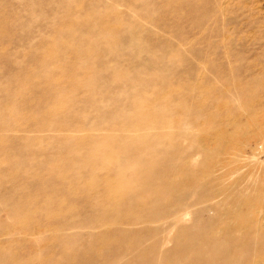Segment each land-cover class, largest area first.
<instances>
[{
  "label": "rangeland",
  "instance_id": "374dc122",
  "mask_svg": "<svg viewBox=\"0 0 264 264\" xmlns=\"http://www.w3.org/2000/svg\"><path fill=\"white\" fill-rule=\"evenodd\" d=\"M164 164L215 165L204 207L253 198L217 229L264 240V0H0V264L161 263Z\"/></svg>",
  "mask_w": 264,
  "mask_h": 264
},
{
  "label": "bare ground",
  "instance_id": "6f19581e",
  "mask_svg": "<svg viewBox=\"0 0 264 264\" xmlns=\"http://www.w3.org/2000/svg\"><path fill=\"white\" fill-rule=\"evenodd\" d=\"M152 168L153 166L150 165L147 169L150 170ZM214 170L215 165L200 164V167L192 171L189 176L179 177L177 172L174 170L169 171L164 164L154 170L150 179L141 181L143 188H145L141 189V191L148 195V198L141 204L142 209L151 208L148 203L145 205L146 201H151V204H149L157 209L151 216H143L141 219L144 222H151L152 220L162 221L166 228L174 230V243L170 248L163 251L164 257L159 264H264V262H259V256L264 255V240H256L254 236L246 232L241 233L238 237L232 235L231 229H217V225L225 218L230 219L239 215L247 217L249 208L243 203L251 202L252 196L239 191L238 194L224 198L226 203L224 209L217 207L216 202H213L214 205L211 206L213 208H210V211L203 206V202H210L211 200L209 199H213L218 195L217 192L211 190V187L208 186L209 183L205 180L207 175ZM186 198H193L192 203L186 202ZM195 204L199 205L195 212H188L192 216V223L188 226H175L173 216L183 209L188 210ZM125 208L132 210L134 207L128 205ZM208 213L212 215L208 216ZM135 221L136 219H131L130 217H122L118 223L125 222L127 227H134ZM145 225L147 229V223ZM247 229L248 227H246V231ZM117 230L119 235L134 233L132 229L130 231L125 229ZM158 230L162 231L161 229ZM181 238L186 239L185 244H180ZM137 245V241H134L132 244L130 243V246H125L123 249L121 247L116 248L117 251L115 253H109L111 255L108 258V262L110 264H134L133 261L122 262L120 257L133 252L134 250L131 249H134ZM171 253L175 255L170 257L169 254Z\"/></svg>",
  "mask_w": 264,
  "mask_h": 264
}]
</instances>
